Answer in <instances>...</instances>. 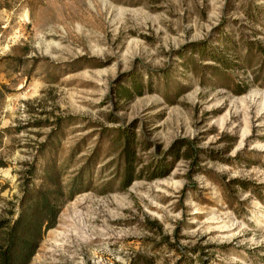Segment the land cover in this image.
<instances>
[{"label": "rangeland", "instance_id": "374dc122", "mask_svg": "<svg viewBox=\"0 0 264 264\" xmlns=\"http://www.w3.org/2000/svg\"><path fill=\"white\" fill-rule=\"evenodd\" d=\"M0 82V220L82 176L28 264H264V0H0Z\"/></svg>", "mask_w": 264, "mask_h": 264}, {"label": "trees", "instance_id": "16d2710c", "mask_svg": "<svg viewBox=\"0 0 264 264\" xmlns=\"http://www.w3.org/2000/svg\"><path fill=\"white\" fill-rule=\"evenodd\" d=\"M218 62L225 67L232 65L224 59L218 60ZM240 86L239 82H235L234 90L242 92L243 88ZM5 88V84L0 82V96L4 94ZM116 136L121 141V156L124 162L121 180L126 185L134 178L142 177L144 174L135 171L134 161L136 157L133 151V137L122 127L116 128ZM192 142L183 137L175 139L162 157L148 163L154 168L147 172L146 177L163 176L177 159L191 156L192 151H194ZM181 149L183 150L181 151ZM168 157L171 158L166 161ZM33 164L20 175L23 179L21 182L22 195L16 216L12 219L0 220V229H2L0 264H28L39 245L43 231L55 225L63 201L66 198H71L81 189V174L75 176L71 181L62 183L60 174L53 162H47L43 168L45 188L31 187L29 183L34 175L35 166ZM169 164L170 166H168ZM164 167L168 168L165 170ZM240 182L243 187H246L244 181ZM58 192L64 194V197H58ZM13 213V210H10V214ZM200 264L204 263L201 262Z\"/></svg>", "mask_w": 264, "mask_h": 264}]
</instances>
